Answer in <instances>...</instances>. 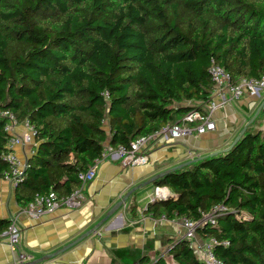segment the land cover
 Masks as SVG:
<instances>
[{
    "label": "trees",
    "instance_id": "1",
    "mask_svg": "<svg viewBox=\"0 0 264 264\" xmlns=\"http://www.w3.org/2000/svg\"><path fill=\"white\" fill-rule=\"evenodd\" d=\"M212 61L234 83L264 77V0H0V111L27 122L36 144L16 202L69 195L105 144L128 148L190 111L206 114ZM4 125L0 117V177ZM149 186L171 194L143 215L199 221L223 205L197 236L215 240L223 264H264V132L246 130L228 152ZM10 223L0 219V234ZM166 255L138 264H201L186 239Z\"/></svg>",
    "mask_w": 264,
    "mask_h": 264
},
{
    "label": "crops",
    "instance_id": "2",
    "mask_svg": "<svg viewBox=\"0 0 264 264\" xmlns=\"http://www.w3.org/2000/svg\"><path fill=\"white\" fill-rule=\"evenodd\" d=\"M263 99L264 90H260L258 97L245 95L215 109L211 114L215 129L205 134L168 141L151 140L144 150L145 164L125 166L116 156L100 161L94 179L83 190L81 206L74 210L61 209L32 219L24 213L25 206L16 202L15 185L0 178V219L14 220L19 232L14 247L0 238V264H18L20 255L26 262L56 251L90 229L136 186L141 187L136 190L135 200L131 194L94 233L61 255L40 264H138L144 256L150 260L163 256L170 261L166 255L168 247L183 239L184 228L179 219H153L143 215L142 210L159 194L167 195L171 191L166 187L153 188L142 184L153 175L196 156H205L229 146L251 120ZM246 130L264 132V108L259 110ZM10 135L20 138L21 143L15 146L14 153L25 164L36 146L29 128L18 123ZM132 204L136 206L134 217L128 209Z\"/></svg>",
    "mask_w": 264,
    "mask_h": 264
},
{
    "label": "built area",
    "instance_id": "3",
    "mask_svg": "<svg viewBox=\"0 0 264 264\" xmlns=\"http://www.w3.org/2000/svg\"><path fill=\"white\" fill-rule=\"evenodd\" d=\"M208 71L211 80L214 83V88L207 104L208 111L206 114L196 110L190 111L185 114L179 122L165 124L153 134L136 139L128 148L122 146L111 147L110 145L105 144L101 157L94 160L93 164L87 171L78 174L80 186L77 190L66 196H59L54 192L36 195L34 199L25 206L24 213L32 219H37L57 210H74L79 208L83 201V190L86 185L94 179L100 161L116 156L125 166L145 164L147 156L144 154V150H146L147 144L151 140L163 139L168 141L193 134L202 135L206 132H210L215 129V124L211 117V114L215 109L220 108L231 101H237L245 95L258 97L259 91L264 90V77L259 79L241 78L234 83L232 82L229 73L213 61L211 62ZM0 117L5 119L4 130L10 134L12 128L18 124L15 117L8 110L0 111ZM23 124L29 128L31 136H33V130L28 126L27 122H24ZM19 143H21L19 137L10 135L6 144L7 152L3 155V160L7 164V171L0 177L14 185L20 180L22 171L25 167V164H23L14 153V148ZM168 195L169 194H159L156 198L164 199ZM226 210V207L223 205H218L214 206L208 214L203 215L199 221H192L185 218L179 219V224L185 230L183 239H186L189 242V246L196 252L197 258L201 264H223L212 251V247L216 244L215 240H202L200 237L197 238L196 230L199 226L206 223L214 226L217 218L226 212ZM18 236L19 232L15 226L14 220H11L7 230L0 234V238L6 239L12 247L16 246ZM23 259L24 256L20 255V262H23Z\"/></svg>",
    "mask_w": 264,
    "mask_h": 264
},
{
    "label": "water",
    "instance_id": "4",
    "mask_svg": "<svg viewBox=\"0 0 264 264\" xmlns=\"http://www.w3.org/2000/svg\"><path fill=\"white\" fill-rule=\"evenodd\" d=\"M261 108H264V99L261 101V103L259 104L255 114L252 116L251 120H249L246 125L241 129V131L238 133V135L234 138V140L231 142V144L229 146H227L226 148L220 150V151H215L212 153H209L205 156H196L194 159H191L189 161L183 162L181 164H178L170 169L165 170L164 172H160L158 174L153 175L152 177H150L146 182H144L142 184V186H147L150 185L153 181H155L156 179L164 176L165 174L169 173L170 171H174L176 169H180L182 167H185L187 165H189L190 163H193L195 161H198L200 159H202L203 157H207V156H212L217 154L218 152H228L238 141L239 139L242 137V135L244 134L246 127L254 120V118L256 117V115L258 114L259 110ZM141 186H136L134 188H132L131 190H129L120 200H118L104 215L103 218H101L96 224H94L90 229H88L87 231H85L84 233H82L80 236H78L76 239H74L73 241L67 243L66 245L62 246L61 248L57 249L54 252L51 253H47L44 254L42 256H40L39 258H35L33 260L30 261H26V262H19L18 264H40L41 262L50 260L56 256L61 255L62 253H64L65 251H67L68 249H70L71 247L75 246L76 244H78L79 242H81L84 238L88 237L90 234L94 233L108 218H110L120 207H122L126 200L128 199V197L134 193L137 189H139Z\"/></svg>",
    "mask_w": 264,
    "mask_h": 264
},
{
    "label": "rangeland",
    "instance_id": "5",
    "mask_svg": "<svg viewBox=\"0 0 264 264\" xmlns=\"http://www.w3.org/2000/svg\"><path fill=\"white\" fill-rule=\"evenodd\" d=\"M166 259H168V260H169V258H168V257H166Z\"/></svg>",
    "mask_w": 264,
    "mask_h": 264
}]
</instances>
